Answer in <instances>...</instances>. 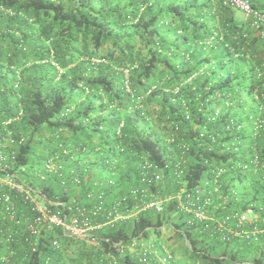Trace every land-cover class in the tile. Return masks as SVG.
Instances as JSON below:
<instances>
[{"label": "trees", "instance_id": "1", "mask_svg": "<svg viewBox=\"0 0 264 264\" xmlns=\"http://www.w3.org/2000/svg\"><path fill=\"white\" fill-rule=\"evenodd\" d=\"M235 11L225 0H0V121L12 119V135L23 139L13 167H25L66 216L70 206L92 215L99 193L104 207L120 200L127 213L145 161L148 172L155 167L165 178L151 191L167 199L163 211L92 230L97 245L58 227L34 251L26 235L9 242L0 236V264H97L113 243L159 232L171 212L187 215L174 195L191 193L204 179L221 215L264 214V41ZM159 99L177 153L164 147L141 106ZM37 140L44 143L39 164L57 156L64 185L27 171ZM178 155L186 161L179 178L172 172ZM236 184L249 190L238 194ZM172 225L192 263L235 264L242 257L228 250L229 241L217 255L219 242L204 245L196 223ZM259 240L254 262L264 264ZM121 263L137 264L129 257Z\"/></svg>", "mask_w": 264, "mask_h": 264}, {"label": "built area", "instance_id": "2", "mask_svg": "<svg viewBox=\"0 0 264 264\" xmlns=\"http://www.w3.org/2000/svg\"><path fill=\"white\" fill-rule=\"evenodd\" d=\"M225 2L236 7L242 13L243 19L250 25V29L264 41V0H225ZM219 34L221 38L223 33ZM261 98L264 101V94ZM11 122L10 118L0 121V236L5 242L26 235L28 248L34 251L38 241L46 238L49 230L58 227L65 235L84 239L90 244L97 245L95 237L91 234L96 226L93 224L94 217H102L107 222H113L141 209L163 211L162 204L167 199L163 200L151 191L153 186L161 182L162 174L155 167L148 172L147 170L151 169L152 165L145 161L141 164L142 171L139 173L138 184L129 189V198H132L135 204L127 213L121 212L120 200H115L108 208L104 207L103 193H99L92 215L74 206L68 207L70 215H62L63 207L61 209L60 201H48L41 193V189L33 186V176L30 179L25 176V167H13L15 156L23 139L16 140L12 135L8 127ZM259 122L264 125V115ZM256 124H259L258 120L253 123V125ZM257 157V152L253 148L251 160L254 165L258 164ZM55 158L57 156L46 158L40 166L34 167L32 174L41 180H45L49 175L58 184L64 185V167L62 163L55 162ZM184 162L185 160L180 158L172 168V172L178 178L182 174L181 163ZM219 174L218 171L217 176ZM201 189L196 187L191 193H186L184 189H181L174 195V198L178 200V209L189 216L188 224L211 222L212 234L223 242L230 240L232 236H240L251 241L264 233V217L262 214L258 216L251 210L215 218V215L211 213L213 207L211 197ZM127 195H124L123 199H126ZM246 224L250 225L249 229H243ZM259 224L262 226L259 227ZM51 243L53 247H59L57 238H52ZM153 255L149 244L129 239L113 243L100 255L97 264H120V260L126 257L135 259L137 264H167L173 257L168 251L155 258Z\"/></svg>", "mask_w": 264, "mask_h": 264}, {"label": "crops", "instance_id": "3", "mask_svg": "<svg viewBox=\"0 0 264 264\" xmlns=\"http://www.w3.org/2000/svg\"><path fill=\"white\" fill-rule=\"evenodd\" d=\"M226 180L228 181V179H226ZM199 186H200V188L204 189V191H208L209 190V188H208L209 185H203V184H201ZM236 186H239V185L236 184ZM246 188L249 190V186H247ZM241 199H242L241 196H239V197L238 196H234L232 198L233 202L234 201H237V200H241ZM231 208L232 207H229V209H231ZM147 210H153V209H145V210L141 209V210L136 211L134 213L127 214L123 219H120V220H117V221H113V222H107L105 219H103L104 220L103 223H98L97 219L95 220V218H93V224H96V226H95V228L93 230L99 229V228H102V227H105V226H110L111 227V226H113V223H116V222L118 223V225H120L121 223H123V220H129V219L131 220V219H134L136 216H138V214L140 212H144V211H147ZM211 213L215 215L214 216L215 218H220V216H222L221 215L222 213L219 210V208L217 209V208L212 207ZM259 214L257 213L258 216H259ZM176 215H177L178 218H168L167 220H169V221H167V223L165 222V225L162 226L161 229L162 228L169 227L170 229H172L173 234H175L174 233V230H173V225H172L173 223H184L185 225H189V226L191 225V224H188L187 223V221L189 220V216L188 215L182 214L179 211L177 212ZM262 216L264 217V214H262ZM98 218H100V217H98ZM185 225H183V226H185ZM199 225L202 228L199 229L197 232H198V236L200 237V239L202 238V240H201L202 243L206 239H215V240H217V242H219L218 244H224V242H220L217 239V237L214 234H212V231H211V228H212L211 222L197 224V226H199ZM258 226L260 227L261 224H259ZM245 227L246 228H249L250 225L247 224V225H245ZM258 236H259V238L261 237V240L264 239V237H263L264 235L263 234H259ZM178 238H180L183 241V242H180L181 244H178V245L177 244L170 243V241L167 240V238L164 239V240H160L159 238L156 239V240H154V239L149 240L146 237H139V238H136L135 240H137L139 242L142 241V242L146 243L147 245L149 244L150 247H151L152 253L154 254L153 255V258L158 257L160 255H163L164 252H166V251L170 252L173 257H172V259L167 264H179L178 260L176 259L177 256L174 255L175 253H174L173 249L174 250H178L179 249L181 251L183 250L182 252L180 251V253H182L184 255V258H186L185 261H184L186 263H184V264H206V262L202 261L201 259L198 260L197 263H192L189 255L186 252V246H188L187 241L183 237H179V236H177V238H176L177 241H179ZM237 238L242 239L241 237H237ZM233 239H235V238H233ZM239 239L238 240L235 239L234 241H232V243L229 240L228 245H230V246L228 247V250H230L231 253H238V255L242 256V257H240V259L241 258H245L246 255H249L248 250H250V249H251L252 254H256V252H259L260 251V250H258V247L256 248L257 245L254 246V247H250L249 245L246 246L245 243L242 242V241H240ZM247 243L250 244L251 242H247ZM213 249L215 251H217V249L215 247H213ZM220 253H221V250H220V252L218 254L217 253L216 254L217 255H220ZM121 264H123V263H121ZM229 264H234V263L231 262ZM235 264H255V262L252 263V262H247V261H244V260L243 261L242 260H239Z\"/></svg>", "mask_w": 264, "mask_h": 264}, {"label": "rangeland", "instance_id": "4", "mask_svg": "<svg viewBox=\"0 0 264 264\" xmlns=\"http://www.w3.org/2000/svg\"><path fill=\"white\" fill-rule=\"evenodd\" d=\"M235 17H237V18H242L243 17V15H242V13L240 12V11H235ZM212 21V20H211ZM159 69H160V67H159ZM161 100L159 99V100H150V101H147L145 104H142L141 106H142V108L145 110V112H146V115H147V117H148V119H149V125H150V128L152 129V130H154V132H155V134H157V135H159L160 137H161V141H162V143H163V145H164V147L165 146H167L168 147V149L171 151V152H175L174 151V147L175 146H173V145H171L172 144V132L169 130V123H166V121H164V118H163V108H162V103L160 102ZM37 144L36 145H33V147H34V149L32 150V153H31V157H30V161L31 162H29V163H31V164H29V165H27L26 167H27V171L29 172V173H31V171L34 169L33 168V166H36V168L40 165L39 164V157H38V155L39 154H41L42 153V151L44 150L43 149V147H44V143H42L41 141H39V140H37ZM242 145H241V149L242 150H244V151H246L245 149H246V146H245V142H243L242 141V143H241ZM68 150H66L65 152H67ZM175 153H177V151L175 152ZM177 156V155H176ZM90 158H89V160L90 159H93L94 158V155H92V154H90V156H89ZM180 158H182V156H179L178 155V157H177V161L180 159ZM245 158L246 159H248L249 158V156H245ZM85 162L87 161V160H84ZM103 175H107V173L106 172H103ZM204 177H205V175H204ZM162 182L163 181H165V178H164V176L162 175V180H161ZM243 182H244V180H243ZM159 184H161V182L159 183ZM242 185L244 186V184L242 183ZM236 187H238L239 189H236L235 188V190L237 191L236 193H238V194H241V193H239V191L240 190H246V191H248V189L247 188H242V187H240V186H236ZM242 193L244 192V191H241ZM157 197H159V196H157ZM177 212H171V214H170V217H168V218H178L177 217ZM169 221V220H168ZM146 238L147 239H149V240H151V239H154V240H156V239H160V240H164V239H166L167 238V240H169L170 241V243H172V244H181L180 242H183L180 238H178L179 239V241H177V235L176 234H173V231H172V229H170L169 227H166V228H162V229H160V231L159 232H154V231H149L148 233H147V235H146ZM213 238V237H212ZM201 240H202V238H201ZM207 241H210V240H208V239H206V240H204L203 241V244L205 245V244H208V242ZM231 241V240H230ZM258 241L259 240H254L253 242H251L250 244H249V246L250 247H254V246H256L257 245V243H258ZM210 243H212L211 241H210ZM231 243H232V241H231ZM230 245H228L227 244V248L229 247ZM225 246H224V244H218V245H216V249H217V251H216V253L218 254L219 252H220V250L222 251V249L224 248ZM172 248V247H171ZM256 248H257V246H256ZM173 249V248H172ZM173 251H174V255L175 256H177L176 257V259L178 260V262H179V264H184V263H186V262H184L185 261V259L186 258H184V255L182 254V253H180V251L181 250H174L173 249ZM183 251V250H182ZM181 251V252H182ZM249 255H246V257L245 258H241V259H238V260H244V261H247V262H254V260H255V254H252V252H251V249L249 250Z\"/></svg>", "mask_w": 264, "mask_h": 264}, {"label": "clouds", "instance_id": "5", "mask_svg": "<svg viewBox=\"0 0 264 264\" xmlns=\"http://www.w3.org/2000/svg\"><path fill=\"white\" fill-rule=\"evenodd\" d=\"M185 163H186V161H185ZM178 178V177H177ZM207 180L206 179H204L203 180V182H202V184L203 185H207ZM199 185H201V184H199ZM197 187H200V186H197ZM204 188V187H203ZM209 188V190L208 191H205V193L207 194V195H209V193H213V190H214V188H212V187H208ZM196 189V188H195ZM203 191H204V189H203ZM247 225V224H246ZM262 226V225H261ZM250 228V227H249ZM249 228H246L245 226H244V228L243 229H249ZM263 235H264V233H262ZM233 237H240V236H232L230 239H232ZM264 237V236H263ZM242 238V237H241ZM218 239V238H217ZM242 239H244V240H246L245 238H242ZM259 239H261V237L259 238V236H258V238L257 239H255V240H259ZM219 240V239H218ZM219 241H221V240H219ZM229 241V240H228ZM254 241V239L253 240H251V241H248L247 240V242H253ZM221 242H223V241H221Z\"/></svg>", "mask_w": 264, "mask_h": 264}]
</instances>
